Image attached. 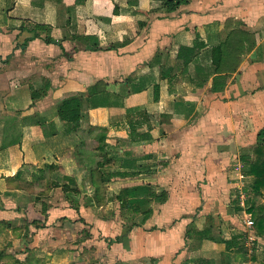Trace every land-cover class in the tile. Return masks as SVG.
<instances>
[{
  "label": "crops",
  "instance_id": "0c3cea01",
  "mask_svg": "<svg viewBox=\"0 0 264 264\" xmlns=\"http://www.w3.org/2000/svg\"><path fill=\"white\" fill-rule=\"evenodd\" d=\"M193 45L185 62L180 47ZM73 96L81 106L59 111ZM262 137L264 0H0V175L49 216L36 168L71 176L78 192L59 197L61 217L91 224L97 264H264V235L243 223L264 202L243 189ZM95 171L108 178L101 201ZM111 184L166 198L124 221L100 214L119 207Z\"/></svg>",
  "mask_w": 264,
  "mask_h": 264
},
{
  "label": "rangeland",
  "instance_id": "374dc122",
  "mask_svg": "<svg viewBox=\"0 0 264 264\" xmlns=\"http://www.w3.org/2000/svg\"><path fill=\"white\" fill-rule=\"evenodd\" d=\"M99 101L105 103L107 98L103 96ZM233 168L235 170L237 169L235 165ZM35 173L38 175L41 174V178L37 182L45 181V183L42 187H36L34 189L36 191L33 190V193L38 192L37 197L39 199H44L46 197L45 195L49 194L48 198H50L51 203L56 207L52 211L56 212V214L49 216L46 209L42 212L31 208L27 209L29 198L25 197V194L20 196L11 194L12 191L9 189L12 188L14 190L13 181L11 182L10 179L0 175V264H86L88 263L87 256L89 259L90 256L94 259L88 264L101 262L99 259L94 258L97 251L95 244L91 243L89 239L91 237V224L81 220L80 224H82L77 229L76 227L64 224L71 220V217H67V213H65V216L68 219L63 220V217H61V214H64V212L60 210L62 205L59 197H63L64 201V199H67V196H65L66 190L73 193L64 184L74 186L75 181H68L63 175L60 176L63 174V171H59L60 175L55 176V179L52 180L50 176L46 180H43V169L36 168ZM141 178L146 179L148 177L143 176ZM17 181L19 183L15 186L22 188L21 191L23 189H31L27 186L26 178L24 180L19 178ZM166 182L168 185V181ZM162 185L161 188L163 189L167 187L165 182ZM60 187L64 190V194L60 191ZM113 189L117 192L120 189L119 185H113ZM235 194H232V197H236L237 193ZM110 197L111 199L113 197L116 198V196ZM117 202L119 204L118 200ZM105 208L107 209L101 211L100 214L104 212L109 217L116 215L118 216L117 219L122 217L121 219L125 221V217L120 214L119 207L115 203H110ZM77 216L80 217V213H77L73 217L77 219ZM51 218H54V220L48 224H44L46 219ZM46 249L49 251L48 253L44 252ZM60 251L61 253H59ZM51 253L55 254L53 256L62 254V257L66 258L65 262H59V260L54 259L51 261ZM44 255L50 257L44 260ZM215 262L217 264V260ZM237 262L238 260L236 259L235 264Z\"/></svg>",
  "mask_w": 264,
  "mask_h": 264
},
{
  "label": "trees",
  "instance_id": "16d2710c",
  "mask_svg": "<svg viewBox=\"0 0 264 264\" xmlns=\"http://www.w3.org/2000/svg\"><path fill=\"white\" fill-rule=\"evenodd\" d=\"M165 1L169 2V7H175L182 2H186L187 0H165ZM227 43L230 42L227 41ZM194 48L195 45H193L192 47H182V46L180 47L179 54L183 55L185 62H187L192 58L194 53ZM223 51H222L223 56L230 55L231 53L230 51L225 49ZM221 68H222V63H220L218 66L215 67L217 72H220ZM222 81H223L222 79L219 80V82ZM80 106H81L80 99L76 96H73L63 99L58 105V110L63 111L69 109H76L79 108ZM76 122H77V118L72 123H76ZM253 153H254L253 159H251L250 161L246 162L243 165V174L251 177L250 181L243 186L244 187L243 189L245 190L249 189L250 191L254 192L257 195L264 196V137H262L261 140L254 147ZM119 173L126 174V172H119ZM94 175H96L95 178ZM64 177L68 179V181H73V178L71 176L65 175ZM106 179L108 178H106L103 173L96 171L93 172L92 183L96 191V193L94 194L95 201L96 199L97 201H101L99 199L100 196H102L101 187L103 186L102 183ZM64 185L68 189H70L71 192L73 193L78 192V189L75 187V185L74 186H69L68 184H64ZM73 193H70L67 190L65 191V196H67V199H69V201L72 200ZM116 198L119 201L120 214L123 217H125V219L131 220L134 218L135 215L139 214L141 217L140 220L143 221L146 218H148L152 212L150 206L152 199L164 200L166 198V192L165 190H162L159 193H156L152 189V186L150 184H136V185L120 188L116 192ZM103 200L104 199H102V201ZM248 210L251 212V215L253 217L256 232L260 235H264V202L259 204L251 203V205L248 206ZM199 232L200 231H198V233ZM211 238H215V237H211ZM207 261L208 260H206L205 262ZM198 262H199L198 264H208L205 263L203 259H200Z\"/></svg>",
  "mask_w": 264,
  "mask_h": 264
},
{
  "label": "built area",
  "instance_id": "2783aa9c",
  "mask_svg": "<svg viewBox=\"0 0 264 264\" xmlns=\"http://www.w3.org/2000/svg\"><path fill=\"white\" fill-rule=\"evenodd\" d=\"M240 197H243V196H240ZM243 223L246 225V227H251L253 225V219L250 213H245L243 217Z\"/></svg>",
  "mask_w": 264,
  "mask_h": 264
}]
</instances>
